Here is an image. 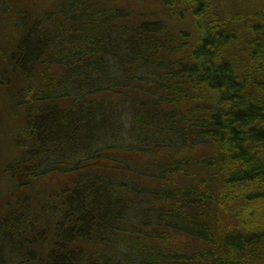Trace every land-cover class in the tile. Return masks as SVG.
<instances>
[{
    "label": "trees",
    "instance_id": "obj_1",
    "mask_svg": "<svg viewBox=\"0 0 264 264\" xmlns=\"http://www.w3.org/2000/svg\"><path fill=\"white\" fill-rule=\"evenodd\" d=\"M139 2L61 0L48 28L18 21L10 70L54 74L23 89L39 105L22 131L34 145L4 169L20 211L0 218V264H264V9L158 0L191 21L183 31ZM139 84L143 100L123 103L141 131L118 140L107 101ZM152 140L208 153L137 165ZM50 175L56 192L38 204Z\"/></svg>",
    "mask_w": 264,
    "mask_h": 264
},
{
    "label": "rangeland",
    "instance_id": "obj_2",
    "mask_svg": "<svg viewBox=\"0 0 264 264\" xmlns=\"http://www.w3.org/2000/svg\"><path fill=\"white\" fill-rule=\"evenodd\" d=\"M217 9L220 13L234 14L237 16H252L257 11L264 9V0H213ZM61 0H0V81L3 78H14L17 77V81L10 89H0V218H6L9 221L13 220V216L16 215L20 209L16 207V200L19 196L18 193L14 194L15 187L13 183H10L4 177V169L7 164L13 163L18 159L24 157L25 150L23 148L32 147L33 141H28L27 134L23 135L27 127L30 115H36L38 112L37 105H31L27 103L25 93L23 89L30 84L41 83L42 87H47L49 75L52 76L54 73L48 71L47 67L40 66L38 63L34 65V69L31 72L25 73L22 71L14 70V55L17 53L19 47H21L22 33L18 31V21H24L25 16H32L33 24L35 26L47 25L49 23L45 21V17L49 13L55 12L58 8ZM29 4L30 7L25 5ZM139 11L142 14L151 15L156 14L158 18L168 20L171 25H174L178 30L188 31L191 28V21L186 18L178 19L175 14L176 11H170L162 7L158 0H140ZM33 10L29 12V10ZM252 14V15H251ZM31 19L28 20L30 22ZM239 52V51H238ZM242 54V49L239 52ZM11 67H14L10 70ZM57 71V70H56ZM46 73V76H45ZM16 79V78H15ZM139 85H135V90H122V97L117 96L113 93L110 95V99L107 101L110 106H114L111 110V114L108 120H115V123L122 128L123 137L118 140H124L130 135L133 138L132 129L135 128L138 132L141 131V127L137 126L133 121V115L131 107L128 103L133 101L135 104L140 103V99L143 100L142 92L138 90ZM41 88V86H40ZM155 87H152L154 90ZM45 105V103H44ZM32 118V117H31ZM156 133V130L150 129L148 134L152 137ZM137 141V139H135ZM131 141V139H130ZM154 140L150 141L153 144ZM172 142V141H171ZM182 141H178L176 145H169L166 142L167 147L154 142L155 147L158 151L149 152V157L143 160L138 159L137 165L154 166L153 161L160 159L166 162L174 158H183L193 156H203L208 153V148L203 146H197L195 148L183 145ZM132 144V142H128ZM134 144V143H133ZM35 147V146H34ZM148 146L147 148H149ZM161 148V150H159ZM42 160L36 165H42ZM127 176V174L125 175ZM149 184L154 187L160 188L159 184L154 182H148L145 180L144 185ZM58 183L55 175H50L47 178H40L34 184L33 192L34 197H37V203H43L46 196L55 194ZM28 193H24L26 197ZM52 195V196H53ZM24 200H28L26 197ZM18 209V210H17ZM28 217V216H27ZM226 217V216H225ZM29 218V217H28ZM219 218V217H218ZM229 220L228 215L226 217ZM1 221V220H0Z\"/></svg>",
    "mask_w": 264,
    "mask_h": 264
}]
</instances>
